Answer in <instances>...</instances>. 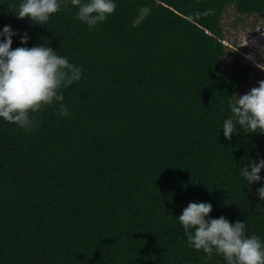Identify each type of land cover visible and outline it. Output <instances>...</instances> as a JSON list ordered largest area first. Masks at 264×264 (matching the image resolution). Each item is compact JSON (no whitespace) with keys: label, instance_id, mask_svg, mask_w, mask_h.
Here are the masks:
<instances>
[{"label":"trees","instance_id":"obj_1","mask_svg":"<svg viewBox=\"0 0 264 264\" xmlns=\"http://www.w3.org/2000/svg\"><path fill=\"white\" fill-rule=\"evenodd\" d=\"M17 3L0 0L11 47L27 30L82 76L62 89L69 115L45 106L28 132L0 119V264H224L188 246L175 216L192 200L264 239L261 181L239 176L264 133L220 129L240 83L221 73L222 17L264 14V0H116L92 29L70 3L45 25Z\"/></svg>","mask_w":264,"mask_h":264},{"label":"clouds","instance_id":"obj_2","mask_svg":"<svg viewBox=\"0 0 264 264\" xmlns=\"http://www.w3.org/2000/svg\"><path fill=\"white\" fill-rule=\"evenodd\" d=\"M68 3L76 6V18L89 29L104 21L116 8V0H18L12 12L17 18L27 17L34 24L45 25L51 14ZM212 11L205 9L196 15H209ZM250 30V38L245 35L247 31H240L243 38L239 45L235 36L220 40L226 55L231 51L253 60L252 53L261 49L259 35L264 36V33ZM14 35L17 30L11 25L0 26V119L28 132L36 126L32 114L45 106L57 105L54 110L59 115H69L62 89L81 79L82 68L58 54L48 42L27 46L30 39L27 30L18 37L20 45L13 48ZM228 109L229 114L220 126L226 139L237 131V126L246 133H264V79L243 94L235 93L234 99L228 102ZM262 168L264 158L260 157L239 168L243 183L250 186L261 181L255 190L260 201H264ZM211 210L210 202L192 200L175 216L188 246L202 250L205 262L215 253L223 258L224 264H264V239L257 233L248 232L245 220L230 222L223 214L218 217L209 215Z\"/></svg>","mask_w":264,"mask_h":264},{"label":"rangeland","instance_id":"obj_3","mask_svg":"<svg viewBox=\"0 0 264 264\" xmlns=\"http://www.w3.org/2000/svg\"><path fill=\"white\" fill-rule=\"evenodd\" d=\"M221 25L223 26L224 37L231 38L235 36V41L238 44L243 38L240 32L243 29L248 32L245 34L247 37L249 34L251 35L250 32L252 30L250 29H253L256 32L258 31V33H264V14L243 17L239 16L233 7H230L224 13ZM255 38L256 37H254V39ZM261 38L262 40L259 41L260 44L258 45L261 49L252 53L251 57H253V60H247L246 56L243 57V55L232 53L231 51H227V55L224 56L221 63V73L224 76L230 74L238 75L240 83L238 84L237 94H243L251 87L256 86L259 80L264 79V36L259 35V39Z\"/></svg>","mask_w":264,"mask_h":264}]
</instances>
